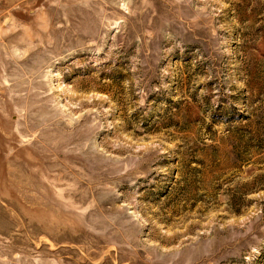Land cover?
Returning a JSON list of instances; mask_svg holds the SVG:
<instances>
[{"label":"rangeland","instance_id":"obj_1","mask_svg":"<svg viewBox=\"0 0 264 264\" xmlns=\"http://www.w3.org/2000/svg\"><path fill=\"white\" fill-rule=\"evenodd\" d=\"M0 264H264V0H0Z\"/></svg>","mask_w":264,"mask_h":264}]
</instances>
